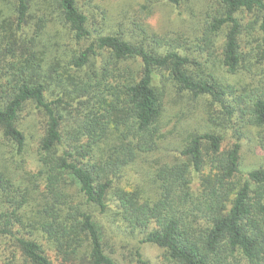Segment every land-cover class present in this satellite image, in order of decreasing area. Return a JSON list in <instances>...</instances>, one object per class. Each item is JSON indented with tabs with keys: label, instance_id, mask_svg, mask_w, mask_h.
I'll list each match as a JSON object with an SVG mask.
<instances>
[{
	"label": "trees",
	"instance_id": "16d2710c",
	"mask_svg": "<svg viewBox=\"0 0 264 264\" xmlns=\"http://www.w3.org/2000/svg\"><path fill=\"white\" fill-rule=\"evenodd\" d=\"M92 1L10 0L0 18V264H150L117 259L125 234L166 264H264V164L242 170L264 130V0H174L203 11L185 40L139 11L108 25ZM185 100L203 126L147 169Z\"/></svg>",
	"mask_w": 264,
	"mask_h": 264
},
{
	"label": "rangeland",
	"instance_id": "374dc122",
	"mask_svg": "<svg viewBox=\"0 0 264 264\" xmlns=\"http://www.w3.org/2000/svg\"><path fill=\"white\" fill-rule=\"evenodd\" d=\"M87 1V0H85ZM92 3L97 4L101 9L102 17L106 18L104 23L108 25L120 24L123 19H127L126 25H129V20L135 16L137 11L141 14L143 19L150 27L160 35H171L181 40L190 39L188 27L190 22L188 19L193 18L201 20L203 11L200 4H190L184 6L182 1L175 3L174 0H93ZM196 4V5H195ZM11 6L10 0H0V18H5V11L8 6ZM195 11H192L189 7H194ZM144 8V9H143ZM194 10V9H193ZM126 28V27H125ZM225 75V74H224ZM228 79L231 83H237L251 79L247 76H229ZM171 99V98H170ZM180 101V100H178ZM185 115H181V122L178 124L177 129L168 133L167 137L163 138L162 147L158 152L152 154L146 164L147 169L155 167L157 162L173 161L177 151L181 149L183 144V136L188 129L200 128L203 126V119H205L204 107L202 103H196L191 106L188 105V101H184ZM170 106V105H169ZM174 112H178L181 107L175 106ZM176 120H174V123ZM172 129V127H170ZM264 130H253L250 139H245L242 148V170L247 172L248 170L255 168L261 164H264V158L257 150L258 135L263 134ZM142 167L135 166L133 169H138L137 172L127 174V181H134L142 174ZM119 237H111L108 240V244L112 249V253L115 254L117 259L119 255L123 258V255L127 256L129 261H134L136 252L138 250L145 256L150 264H166L162 257V252L159 248L152 245H142L141 238L137 235L125 234Z\"/></svg>",
	"mask_w": 264,
	"mask_h": 264
}]
</instances>
